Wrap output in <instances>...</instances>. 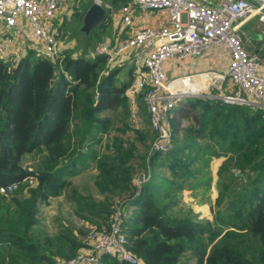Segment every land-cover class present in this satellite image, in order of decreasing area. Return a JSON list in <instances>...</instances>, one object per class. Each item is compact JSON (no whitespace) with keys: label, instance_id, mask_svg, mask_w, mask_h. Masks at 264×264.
Listing matches in <instances>:
<instances>
[{"label":"trees","instance_id":"trees-1","mask_svg":"<svg viewBox=\"0 0 264 264\" xmlns=\"http://www.w3.org/2000/svg\"><path fill=\"white\" fill-rule=\"evenodd\" d=\"M75 52L66 49L52 59L29 51L15 66L0 64V187L20 183L15 193L0 195V264H57L50 253L55 246L57 255L67 249L68 257L90 248L70 230L59 235V245L33 231L39 205L62 194L77 203L83 219L97 218L100 231L122 207L127 248L143 264H264V108L189 98L173 111L168 151L149 156L156 133L142 100L150 133H138L136 140L146 147L139 155L130 141L103 139L112 123L105 113L120 110L130 117L127 91L136 82L134 69L120 77L121 66L109 67L105 56ZM215 155L226 157L218 171L226 183L213 220L170 214L185 190L208 199ZM32 156L36 163L27 166ZM87 161L98 170L102 200L73 187L70 178L87 169ZM143 174L148 179L137 187ZM188 254L193 262L184 259ZM100 264L128 263L105 254Z\"/></svg>","mask_w":264,"mask_h":264},{"label":"built area","instance_id":"built-area-1","mask_svg":"<svg viewBox=\"0 0 264 264\" xmlns=\"http://www.w3.org/2000/svg\"><path fill=\"white\" fill-rule=\"evenodd\" d=\"M67 0H0V64L25 57L23 49L38 55L59 59L66 49L61 47L62 31L55 19ZM105 10L110 5L95 0ZM122 8L126 26L133 25L132 5L143 11H165L168 22L155 27L134 29L132 35L112 44L102 41L92 52L93 57L105 56L109 67L121 66L136 53L140 65L136 82L127 91L134 98L144 93V102L156 138L151 152H166L172 143V118L177 105L189 98L223 100L227 103L257 105L264 108V76L258 73L260 59L250 55L238 33L240 25L257 17L264 30V0H222L208 5L198 0H129ZM30 37V38H29ZM20 40L22 49L16 48ZM27 41L31 42L30 44ZM215 45L226 47L230 55L225 72L194 75L205 78L204 83L179 84L183 77L168 79L165 64L174 58L198 57ZM25 53V51H23ZM28 54V53H27ZM199 85V86H198ZM192 86L196 88L192 90ZM224 87L237 89L241 95L223 93ZM234 88V89H233ZM220 92V94H218ZM148 179L143 174L137 187ZM30 186L36 184L31 178ZM20 183L0 187V195L15 193ZM122 207L115 210L105 231L94 230L87 235L90 253H80L57 264H100L103 255L117 256L121 262L143 264L127 248L123 231Z\"/></svg>","mask_w":264,"mask_h":264},{"label":"rangeland","instance_id":"rangeland-1","mask_svg":"<svg viewBox=\"0 0 264 264\" xmlns=\"http://www.w3.org/2000/svg\"><path fill=\"white\" fill-rule=\"evenodd\" d=\"M95 0H67V6L69 9H72L73 14L71 15L69 21L65 22L64 25L68 26L63 28V32L61 35V47L72 50L75 52V55L85 56L87 53L92 51L95 47H97L100 42L103 40V33H99V28H95L91 36V40H86L85 34L81 31L83 26V19L85 12V5L94 2ZM104 1V0H102ZM93 4V3H92ZM84 15V16H83ZM30 44L31 42L27 41ZM16 48L22 49L20 40H18L15 45ZM25 51V53H23ZM29 52L28 49H23L19 52L20 55L26 54ZM12 66L14 65V61L10 60ZM119 67V66H118ZM120 69V77H124L127 71L130 70V66L128 64H122ZM220 94V92H218ZM127 93V98L130 106V117L125 119L121 115V111H112L107 112L104 115H108L112 119V123L110 126V132L108 135H104V144L108 143L114 137H119L124 141H130L137 145L139 150V155H142L146 152L145 144L138 142L136 139L138 137L139 132H149L150 125L148 122L147 116H145L144 112L140 110V103L144 101V93L141 92L137 94L134 98H132ZM252 105V104H250ZM146 112V110H145ZM147 113V112H146ZM182 124L184 126L189 125V120L183 119ZM154 141V139H153ZM153 141L150 143L149 151H147V155L152 153L151 146ZM103 147V148H101ZM97 149L105 152L106 149L102 145H97ZM226 160L224 155H215L211 162V171L213 176V184L212 189L208 194V199L206 201H201L200 198H196L192 192L189 190H185L181 193L179 197V202L177 206L173 207L169 213L173 216H177L180 218L190 217L195 218L199 221L204 220H213L215 200L219 195L221 189H223L224 183L226 181L224 179L218 180V171L221 168V165ZM35 160L34 157H30L26 163L27 166H33ZM87 169L82 171L80 174L73 176L71 179L73 187L84 196H92L95 200L99 201L103 199V196L99 192L98 188L95 185L96 177L98 174V170L96 169V165L94 162L87 161ZM159 171V170H157ZM164 171H161V173ZM235 175L241 178V175L236 171ZM242 179V178H241ZM77 203L70 198L67 194H62L60 196L51 197L47 203L40 204L37 212V218L39 220V224L33 228L35 234H41L42 237H50L56 245L62 243L61 240L58 239L59 235L65 230H70L73 233L78 235V239L83 243L87 242V235L94 230H98L96 225L94 224L98 221L97 218L91 217V220L83 219L77 210ZM217 210V208H216ZM132 210H129L131 213ZM87 215V214H85ZM88 216V215H87ZM90 217V216H88ZM97 223V222H96ZM56 246L51 249L50 253L54 255V258L58 261L71 259L74 256L80 253H90V248H82L71 256H66L64 253L67 249H65L62 255H57L55 253ZM185 260H192V256L188 254L184 258ZM193 262V260L191 261Z\"/></svg>","mask_w":264,"mask_h":264},{"label":"crops","instance_id":"crops-1","mask_svg":"<svg viewBox=\"0 0 264 264\" xmlns=\"http://www.w3.org/2000/svg\"><path fill=\"white\" fill-rule=\"evenodd\" d=\"M198 1L208 5H217L222 0ZM103 2L104 4L110 5L111 9L106 10V18L98 28L99 32L103 33V39L110 41L112 44L128 39L132 35L134 29L140 27H155L158 26V24L168 22V15L165 11H143L139 9V7L132 5L133 25L126 26L123 21L121 10L130 3L129 0H104ZM72 14V9H69V6H67L65 2L55 19V23L59 25L61 31L63 28L68 27L65 26L64 23L69 21ZM238 33L243 40L246 51L250 55L259 56L260 63L258 73L264 76V30L258 18L252 17L244 21L238 28ZM94 49L89 53H92ZM135 54L136 53L132 54L130 59L127 58L124 64H128L136 73L140 62ZM229 61L230 55L226 47L215 45L198 57H188L186 59L174 58L169 60L165 64V72L167 73L168 79L183 77L185 80L180 81L179 84L183 83L188 86L194 84L196 81L202 83L206 81L205 78L192 77L194 75L207 72H225L228 68ZM195 89L196 88L192 86V90ZM222 91L225 94L232 91L234 94L241 95L237 89L232 90L230 87H224Z\"/></svg>","mask_w":264,"mask_h":264},{"label":"water","instance_id":"water-1","mask_svg":"<svg viewBox=\"0 0 264 264\" xmlns=\"http://www.w3.org/2000/svg\"><path fill=\"white\" fill-rule=\"evenodd\" d=\"M105 18V8L98 2L94 1L83 18V26L81 28V31L84 34L89 35L105 20Z\"/></svg>","mask_w":264,"mask_h":264},{"label":"bare ground","instance_id":"bare-ground-1","mask_svg":"<svg viewBox=\"0 0 264 264\" xmlns=\"http://www.w3.org/2000/svg\"><path fill=\"white\" fill-rule=\"evenodd\" d=\"M194 91V90H193Z\"/></svg>","mask_w":264,"mask_h":264}]
</instances>
